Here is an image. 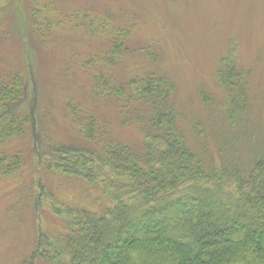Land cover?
Here are the masks:
<instances>
[{"label": "trees", "instance_id": "1", "mask_svg": "<svg viewBox=\"0 0 264 264\" xmlns=\"http://www.w3.org/2000/svg\"><path fill=\"white\" fill-rule=\"evenodd\" d=\"M110 1L95 6L102 17L78 10L55 18L54 2L37 3L28 21L41 40L52 34L53 22L56 28L70 24L88 41L101 40L100 46L59 63L65 73L75 68L91 90L92 107L74 97L65 102L76 133L67 128V136L59 137L46 129L36 81L23 69H9L0 56V180L19 175L26 163L25 151H11L9 142L31 137L44 147V169L85 182L103 201L101 211L67 206L40 184V197L46 195L66 230L54 236L37 230L26 264L39 258L46 264H264V145L253 147L248 163L234 151L223 155L220 166L206 164L180 123L175 84L162 72L163 52L155 42L130 44L135 14L114 13ZM131 53L139 63L119 73ZM140 57L155 71L142 73L147 63ZM249 74L233 44L217 71L232 127L250 112ZM206 95L204 101L211 103ZM103 101L117 107L123 127L139 129L140 143L120 137L98 113ZM31 197L33 207L29 190L26 201Z\"/></svg>", "mask_w": 264, "mask_h": 264}, {"label": "rangeland", "instance_id": "2", "mask_svg": "<svg viewBox=\"0 0 264 264\" xmlns=\"http://www.w3.org/2000/svg\"><path fill=\"white\" fill-rule=\"evenodd\" d=\"M47 2H54L56 10L51 15L55 18L78 10L102 17L104 13L95 8L105 7L109 0H0V56L7 59L9 69H23L28 79L36 81L44 126L64 137L67 128L76 133L66 117L65 102L74 97L91 107L94 104L88 100L91 90L85 77L75 68L65 73L59 63L68 62L65 56L73 58L79 51H90L92 45L100 46L101 40L88 41L70 24L60 23L56 28L55 22L51 35L37 38L28 21L34 5ZM110 4L116 14L121 9L135 14L130 44L155 42L163 52L161 70L175 84L179 120L193 150L209 165L220 166L223 155L231 156L234 151L248 163L253 147L264 145V0H111ZM233 44L241 66L250 73L246 81L250 112L238 127L228 120L227 98L217 80L220 61ZM140 62L148 61L140 57ZM137 63L129 54L119 73ZM150 63L142 73L155 71ZM30 91L33 95L32 84ZM204 94L211 97V103L204 101ZM98 110L120 137L140 143L142 133L134 125L122 126L116 106L103 101ZM6 148L22 149L27 156L19 175L0 180V264H26L34 251L37 230L53 236L66 230L63 218L51 212L46 195L40 197V184L67 206L101 211L103 201L100 192L85 182L44 169L40 157L44 147L31 137L11 141ZM29 190L35 196L33 207L29 204L33 197L26 201ZM34 264L46 263L39 258Z\"/></svg>", "mask_w": 264, "mask_h": 264}]
</instances>
